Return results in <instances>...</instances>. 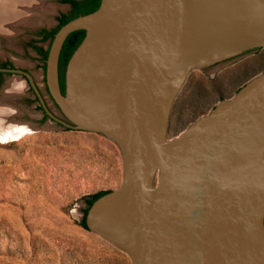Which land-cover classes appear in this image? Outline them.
<instances>
[{"label":"water","instance_id":"water-1","mask_svg":"<svg viewBox=\"0 0 264 264\" xmlns=\"http://www.w3.org/2000/svg\"><path fill=\"white\" fill-rule=\"evenodd\" d=\"M79 29L61 92L58 55ZM263 46L264 0H99L47 47L44 85L61 117L28 72H0L26 80L51 121L120 154L119 186L84 224L130 264H264V69L166 138L189 71Z\"/></svg>","mask_w":264,"mask_h":264},{"label":"rangeland","instance_id":"rangeland-1","mask_svg":"<svg viewBox=\"0 0 264 264\" xmlns=\"http://www.w3.org/2000/svg\"><path fill=\"white\" fill-rule=\"evenodd\" d=\"M11 1L4 2L15 13L0 20V64L28 72L47 107L59 115L45 92L34 46L48 47L41 31L52 30L57 16L69 8L61 0ZM262 69L264 46L221 61L210 73L189 71L172 101L166 138ZM1 76L0 98L19 111L11 119L29 123L35 134L0 145V264H130L125 253L79 224L91 194L119 186L120 154L43 116L29 88L23 96H2L12 75Z\"/></svg>","mask_w":264,"mask_h":264},{"label":"trees","instance_id":"trees-1","mask_svg":"<svg viewBox=\"0 0 264 264\" xmlns=\"http://www.w3.org/2000/svg\"><path fill=\"white\" fill-rule=\"evenodd\" d=\"M62 2H67L70 4V9L68 14L60 13L57 16V21L58 25L52 30L50 33H44V31L41 32L42 34V39H46L47 37L49 38V41L53 35V33L57 30V28L65 23L67 20L81 14H86L91 11H93L99 3V0H61ZM83 36V30H74L70 32L66 38L64 39L59 55H58V67L63 63V61L66 59L68 54L72 52V50L76 47L78 42ZM35 49L38 51V53L41 55L42 60L45 58L47 48L45 50H42L38 46H34ZM44 65V64H43ZM106 191H98L93 194H91L86 200V208L84 209V214L86 212V209L88 206L91 204V202L98 197L99 195L105 193ZM79 224L86 229L85 224H84V215L82 220L79 222Z\"/></svg>","mask_w":264,"mask_h":264},{"label":"clouds","instance_id":"clouds-1","mask_svg":"<svg viewBox=\"0 0 264 264\" xmlns=\"http://www.w3.org/2000/svg\"><path fill=\"white\" fill-rule=\"evenodd\" d=\"M27 91V81L15 78L9 82V87L5 89L8 95L23 96ZM17 114V108L10 105H0V145L20 142L25 137H30L35 134L34 130L28 124H19L8 120L9 117Z\"/></svg>","mask_w":264,"mask_h":264},{"label":"flooded vegetation","instance_id":"flooded-vegetation-1","mask_svg":"<svg viewBox=\"0 0 264 264\" xmlns=\"http://www.w3.org/2000/svg\"><path fill=\"white\" fill-rule=\"evenodd\" d=\"M64 4H66L67 6H68V8L70 9V4L69 3H67V2H63ZM69 13V10H68V12L67 13H65V14H68ZM58 25V21H57V19H56V25H55V27ZM54 27V28H55ZM53 28V29H54ZM52 29V30H53ZM52 30H49V31H46V30H42V31H44V33L46 34V33H50V32H52ZM41 31V32H42ZM40 37H41V40L42 41H44V40H46V39H49L48 37L46 38V39H42V34L40 33ZM35 48V47H34ZM42 50H45V48H41ZM37 51V50H36ZM37 53H38V51H37ZM39 54V53H38ZM40 55V54H39ZM69 55L70 54H68V56L66 57V59L63 61V63H61V65L58 67V83H59V87H60V91L61 92H63V89H64V68H65V64H66V61H67V59H68V57H69ZM40 60H41V62H42V69H43V67H44V63H43V61H44V59L42 60V57H41V55H40ZM0 67H9V68H15L11 63H4V64H0ZM22 70V69H21ZM23 71H25V70H23ZM3 73L2 72H0V82H1V78H2V75ZM36 85V84H35ZM37 86V85H36ZM28 88L31 90V92L33 93V91H32V89L30 88V86L28 85ZM37 88H38V90H39V92H40V95H41V97L43 98V100H44V102H45V104L47 105V103H46V100L44 99V96L41 94V90L39 89V87L37 86ZM44 88H45V85H44ZM45 92L47 93V91H46V88H45ZM33 95H34V98H35V100H36V102L38 103V106H39V108L42 110V115L43 116H46V117H48L46 114H45V112L43 111V109L40 107V104H39V102H38V100H37V98H36V96H35V94L33 93ZM47 95H48V93H47ZM48 97L50 98V96L48 95ZM50 100H51V98H50ZM51 102L54 104V102L51 100ZM54 106L56 107V105L54 104ZM57 108V107H56ZM49 109V108H48ZM50 111H51V108L49 109ZM52 112V111H51ZM53 113V112H52ZM54 114V113H53ZM55 115H57V114H55ZM57 116H60L61 117V114L59 113V115H57ZM49 118V117H48Z\"/></svg>","mask_w":264,"mask_h":264},{"label":"bare ground","instance_id":"bare-ground-1","mask_svg":"<svg viewBox=\"0 0 264 264\" xmlns=\"http://www.w3.org/2000/svg\"><path fill=\"white\" fill-rule=\"evenodd\" d=\"M4 1H9V0H0V20L2 19V18H4V17H11V15L13 16V14L15 13L13 10H11V9H9V4L8 3H6L5 4V2ZM13 1H20V3H22V0H13ZM13 1H11V2H13ZM35 1V0H34ZM24 2H25V0H24ZM27 2V1H26ZM17 3V2H16ZM28 4V3H27ZM14 5V4H13ZM14 7V6H13ZM25 7V6H24ZM13 9V8H12ZM7 10H9V12L7 11ZM12 11H13V13H12ZM29 13V12H28ZM27 15V14H26ZM26 18V17H25ZM27 19V18H26ZM2 21V20H1ZM11 21V20H10ZM13 22V21H12ZM1 23H3V22H1ZM4 23H5V21H4ZM10 23V22H9ZM9 25V24H8ZM2 26H4V25H2ZM1 26V27H2ZM0 27V29H2ZM10 27V26H9ZM21 79V78H18V77H16V76H13L11 79H9V80H7V82H6V85H5V87H4V91H3V93H2V96H10V95H8V94H6V92H5V89L7 88V87H9V82L10 81H12L13 79ZM13 96V95H12ZM3 101H2V99L0 98V105H4L5 103H3ZM19 112V111H18ZM10 118V119H9ZM8 118V120L10 121V122H13V119H11V117H9ZM16 123H18V122H16ZM19 124H21V123H19ZM29 124V123H28ZM33 128V127H32Z\"/></svg>","mask_w":264,"mask_h":264}]
</instances>
